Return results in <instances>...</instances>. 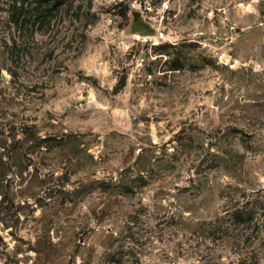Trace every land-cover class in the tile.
I'll return each instance as SVG.
<instances>
[{"label":"rangeland","instance_id":"rangeland-1","mask_svg":"<svg viewBox=\"0 0 264 264\" xmlns=\"http://www.w3.org/2000/svg\"><path fill=\"white\" fill-rule=\"evenodd\" d=\"M0 264H264V0H0Z\"/></svg>","mask_w":264,"mask_h":264}]
</instances>
